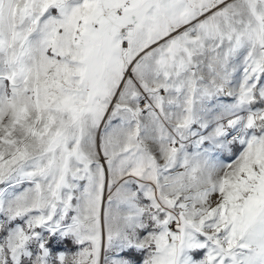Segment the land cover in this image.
<instances>
[{
    "label": "snow or ice",
    "instance_id": "snow-or-ice-1",
    "mask_svg": "<svg viewBox=\"0 0 264 264\" xmlns=\"http://www.w3.org/2000/svg\"><path fill=\"white\" fill-rule=\"evenodd\" d=\"M0 264H264V0H0Z\"/></svg>",
    "mask_w": 264,
    "mask_h": 264
}]
</instances>
